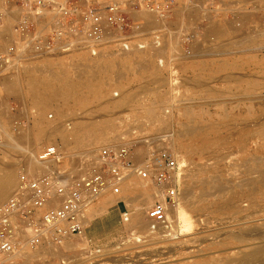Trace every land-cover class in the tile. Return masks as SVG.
Masks as SVG:
<instances>
[{
	"label": "rangeland",
	"instance_id": "rangeland-1",
	"mask_svg": "<svg viewBox=\"0 0 264 264\" xmlns=\"http://www.w3.org/2000/svg\"><path fill=\"white\" fill-rule=\"evenodd\" d=\"M175 3L170 17L147 23L143 35L133 34L129 39L132 49L140 43L149 46L141 63L136 57L126 62L129 50L124 49L120 34L110 37L96 55L83 34L79 37L81 47L58 49L27 61L9 75L11 79L19 75V80L9 76L0 79V168L11 167L17 183L21 170L37 174L45 169L36 155L49 144L58 146L80 167L81 160L88 163L101 147L126 143L142 154L147 138L169 134V148L183 167L182 182L199 195L203 183L217 176L227 189L223 197L214 203H199L200 209L188 208L193 220L189 231L183 223L176 226L174 222L169 235L159 230L160 234L153 236L147 235L149 230L139 234L129 229L123 214L134 209L121 200L110 206V221L103 228L107 235H118L116 238L90 242L92 237L86 233L87 241L73 238L43 256L17 264H264V0ZM48 16L51 20L52 15ZM130 30L126 26L124 35ZM159 34L162 42L157 45ZM46 65L64 67L73 78L84 68L99 74L103 85L97 96L83 104L58 99L39 105L30 95L28 80L35 76L27 75V69ZM5 80L19 83L4 87ZM15 87L20 89L14 91ZM127 94L130 99L122 106L105 109L109 100ZM149 109L158 122L147 114ZM39 112L44 114L49 134L42 142H28ZM162 117L167 124L160 123ZM106 119L113 123L107 129L102 126L108 140L95 148H84L86 135L75 129L83 122ZM191 125L198 129L196 136L180 138L178 130ZM63 130L73 132L64 135ZM9 140L21 148L11 149L6 145ZM105 211L95 214L90 224ZM142 222L143 227L150 226L147 218Z\"/></svg>",
	"mask_w": 264,
	"mask_h": 264
},
{
	"label": "built area",
	"instance_id": "built-area-1",
	"mask_svg": "<svg viewBox=\"0 0 264 264\" xmlns=\"http://www.w3.org/2000/svg\"><path fill=\"white\" fill-rule=\"evenodd\" d=\"M175 6V0H0V79L27 61L81 47L83 34L94 55L115 34L129 50L132 35L139 37L147 28L143 13L164 21ZM156 40L161 44L160 34ZM169 137L147 138L142 154L126 143L101 147L80 167L55 144L42 148L36 158L45 169L37 174L21 170L17 188L0 204V264H17L83 237L93 202L109 190L121 193L123 181L133 176L156 187L147 220L152 230L169 235L171 210L181 203L183 184V167L169 148ZM123 217L129 221L128 211Z\"/></svg>",
	"mask_w": 264,
	"mask_h": 264
},
{
	"label": "bare ground",
	"instance_id": "bare-ground-1",
	"mask_svg": "<svg viewBox=\"0 0 264 264\" xmlns=\"http://www.w3.org/2000/svg\"><path fill=\"white\" fill-rule=\"evenodd\" d=\"M193 3H195V2H193ZM200 5L201 4L199 3V6ZM193 7H195V6H193ZM147 14L148 15H146V14L145 15L147 17L146 21L148 24L154 23V22L157 23V17L155 15H152L151 13H150V15H149V13H147ZM180 30H181V28H180ZM177 31H179V30H177ZM177 31L174 29V32H177ZM182 31H183V29H182ZM174 32H172V33H174ZM263 32H264V30H263ZM263 32L261 31V33H262L261 35H264ZM177 33L179 34L180 32H177ZM177 33L176 34L174 33V34L178 35ZM179 35H178V37H179ZM251 36H250V38H251ZM178 37H177V39H178ZM165 40H166V38H165ZM244 40L245 39H243V41ZM241 43H242V39H241L240 44ZM175 45H177V42ZM199 45H200V43H199ZM217 45H219V44H217ZM242 45H244V43H242ZM148 47L129 49V51H127L128 57L125 59V60H127L126 62H132L133 61L132 59L136 57L137 61H139L141 63V60L145 59V52L148 51L147 50ZM263 47H262V49H263ZM157 48H160V47L156 46L155 49H157ZM163 49H161V51ZM163 52H164V50L162 51V53ZM123 74H121V75H123ZM27 75L35 76V77L28 80V87L31 91L30 95L32 96L33 99H35L37 101V103L39 105L51 104V103H53V100H58V99H61V101H59V102H63V103L70 102L73 99V100H77L78 103L83 104V103L88 102L90 97L97 96L99 93V90L101 89V87L103 85V81H102L101 76L99 74L94 73L92 71L89 72V71L85 70L84 68L81 69V71L79 72V75H77V77H75V78H73L66 71V69L64 67L55 68L51 65L43 66L38 70L33 69V68L27 69ZM12 76L14 77V75H12ZM16 76L17 75H15L14 78L16 80H19V78L17 79V77L19 75L17 77ZM36 76H42V78H36ZM13 77L11 79L9 76V78L11 80H13ZM123 77H124V75H123ZM16 83H19V81L10 82V80L9 81L5 80V81H3L2 85L4 87H8L10 85H17ZM19 89H20L19 87H15L14 91H17ZM132 98H133V96L131 97V99ZM128 99H130V96L127 94V95H123V97L119 100H113V101L109 100V104L107 105V107L105 109L107 111H111L112 109H115L119 106H122L123 103L125 101H127ZM0 107H2V106L0 105ZM60 108H61V106H59L58 110H61ZM0 110H2V108ZM151 111L149 109L147 114L151 115ZM151 116L154 117V120L156 119L155 120L156 122H158V117L155 114L151 115ZM167 122H168V120L165 117H162L160 123L161 124H167ZM33 125H34V127L28 133L27 141L32 142V143L42 142L49 134V128H48V125L44 119L43 113L39 112L38 117L35 119V123ZM102 126L105 129H107L109 127H112L113 123L110 121V119H106L105 121L104 120L94 121L92 123L83 122L79 125L78 128L75 129L76 130L75 132H78L79 134H82V135H86V138L82 141V145H84V148L92 149V148H95L96 146H99L101 144V142L108 140V138H107L108 134L106 131L104 132V129L102 128ZM52 127H53V125H52ZM25 130H27V129H25ZM54 130H55V128H54ZM53 132L54 131H51L50 134H52ZM69 132H73V130L69 131ZM69 132H68V130L67 131L63 130L64 135H67V133H69ZM197 133H198V129L192 125L182 127L180 130H178L179 137L184 139V140H188L192 136H196ZM1 142H2V140H1ZM64 143H65V147L68 148L69 145H67L66 139H64ZM6 145H8V147H10L11 149L21 148V145H15L10 140H9L8 144H6ZM4 162H6V161H4ZM256 163L258 164V162H256ZM4 164H6V163H4ZM39 164H41V163H39ZM18 184H19V179L16 183L15 176H14V170L11 169V167L6 166L4 168H0V204L4 203L6 200L9 199V197L11 196V195L9 196V194H10L13 186L16 185V187L14 188V189H16ZM121 187H122L121 193L115 194L112 191H108L107 193H105L103 196H101L99 198V201L96 204H94L88 210L89 220L95 214L100 213L101 211H105L110 206L116 205L118 202L123 200L125 202V204L127 205V207H132L134 209L131 213L128 212L130 219H129V221H127L128 223H126V224L128 225L129 229L137 230V231H139L138 232L139 234L149 230L147 235H151V236L156 235V234H160L159 230L154 231L151 229L150 226L148 228H145L142 226V223H143L142 221L147 218V209L149 207V204L151 203V201L156 199L155 198V192H157V190L153 186V183L150 180L143 179L139 176H133V177L128 178L127 180L123 181V183L121 184ZM254 188H256V187L254 186ZM226 190L227 189H226L224 182L221 179L217 178V176H213L211 179H208L206 182L203 183V189L199 195H195L192 188L188 185L186 186V182L183 181L181 203L179 206H177L171 210V212H172L171 214H172V217L174 219L173 222H175L176 226H178L180 223H183L184 229L186 231H189L193 226V220L190 217L191 215H189L190 212H188L189 211L188 208L200 209V206L198 205L199 203H202V202L203 203H205V202L214 203L218 200H221V198L223 197V194L226 192ZM130 210H132V209H130ZM228 231H230V230H228ZM255 231H256V229H255ZM259 232H260V229H259ZM246 234H248V233H246ZM254 234H256V233L253 232L252 235H254ZM83 238L85 239V241H87L88 240L87 234H85L83 236Z\"/></svg>",
	"mask_w": 264,
	"mask_h": 264
},
{
	"label": "crops",
	"instance_id": "crops-1",
	"mask_svg": "<svg viewBox=\"0 0 264 264\" xmlns=\"http://www.w3.org/2000/svg\"><path fill=\"white\" fill-rule=\"evenodd\" d=\"M118 203H120V202H118ZM112 207H110L107 211L103 212L101 214V217L100 216L97 217L98 216L97 215L95 217L94 221H91V224H90V226H89V228L87 230V233H89L90 236L92 237L91 238L92 240L89 239L90 242H92V241L99 242V243L108 242V241H110V240H112V239H114V238H116L118 236V235H112V234L107 235V233L104 232L105 230H103L104 226L107 223H109V221H110V217H111V214H112V211L110 209ZM114 215H116V214L113 213V216Z\"/></svg>",
	"mask_w": 264,
	"mask_h": 264
}]
</instances>
